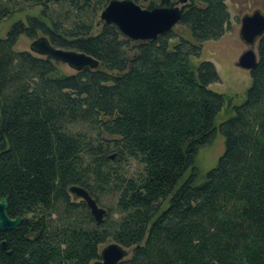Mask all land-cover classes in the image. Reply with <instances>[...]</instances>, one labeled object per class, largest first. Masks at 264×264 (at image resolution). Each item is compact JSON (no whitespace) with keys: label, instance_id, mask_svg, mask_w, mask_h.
<instances>
[{"label":"trees","instance_id":"trees-1","mask_svg":"<svg viewBox=\"0 0 264 264\" xmlns=\"http://www.w3.org/2000/svg\"><path fill=\"white\" fill-rule=\"evenodd\" d=\"M107 2L0 0V22L40 8L0 37V199L20 217L0 230V264H91L109 241L128 250L118 264H264V34L243 100L214 126L218 75L189 59L228 31L224 0L183 9L191 40L170 30L148 41L97 23ZM38 35L97 67L62 73L14 48ZM216 131L223 150L198 181L196 152ZM70 185L96 203L94 191L115 195L100 224Z\"/></svg>","mask_w":264,"mask_h":264},{"label":"water","instance_id":"water-1","mask_svg":"<svg viewBox=\"0 0 264 264\" xmlns=\"http://www.w3.org/2000/svg\"><path fill=\"white\" fill-rule=\"evenodd\" d=\"M192 0H159L157 4L141 7L133 0H108L100 10L98 19L105 24L115 27L117 32L131 41H148L172 30L178 23L182 11ZM264 34V13L254 9L240 17L238 39L246 47L235 62V66L250 71L256 64V48L254 45ZM28 51L39 56L65 64L73 71L84 68H96L97 61L91 56L74 50L54 47L44 35L31 39ZM112 154L110 158H112ZM68 192L74 199L83 201L92 220L100 224L106 210L97 205L94 198L81 186L70 185ZM7 198L0 199V230L14 228L20 222V217L10 218L6 214ZM128 256V250L115 242H109L100 247L97 259L91 264H118Z\"/></svg>","mask_w":264,"mask_h":264},{"label":"rangeland","instance_id":"rangeland-1","mask_svg":"<svg viewBox=\"0 0 264 264\" xmlns=\"http://www.w3.org/2000/svg\"><path fill=\"white\" fill-rule=\"evenodd\" d=\"M226 9L229 14V29L217 40L205 41L202 44L200 55L198 58L191 57L189 60L192 65H196L200 60H209L213 63L218 81L211 84L210 88L223 95V105L214 119V126L226 118L231 113V107L240 103L245 95V90L250 83L249 71L235 66V62L239 54L246 49L242 42L238 39V28L240 17L245 13H250L254 9H258L264 13V0H224ZM145 7V6H144ZM39 7H32L1 20L0 37L4 36L12 22L16 20L24 21L28 15H38ZM99 14V13H98ZM98 17V16H97ZM100 20L97 18V23ZM176 34L191 40L188 31L181 25L175 24L172 28ZM30 40L24 36H19L14 48L28 49ZM254 45V50H255ZM58 69L62 73H68L72 70L65 64H59ZM223 150V138L217 131L210 144L200 147L195 155L193 163V171L197 173L198 181L204 173L211 168L218 156ZM113 158V157H112ZM127 172L134 173L138 165L134 161L125 164ZM189 173L187 170L183 176L185 178ZM97 195V205L104 208H112L115 202V195L94 191ZM77 200V199H76ZM111 242V241H109ZM106 242L105 244L109 243ZM104 245V244H103ZM102 245V246H103ZM101 246V247H102Z\"/></svg>","mask_w":264,"mask_h":264}]
</instances>
